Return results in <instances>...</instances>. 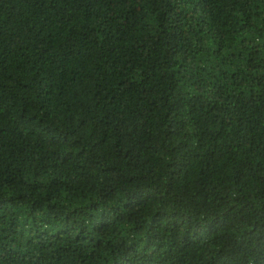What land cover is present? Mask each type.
I'll return each instance as SVG.
<instances>
[{"label":"trees","instance_id":"obj_1","mask_svg":"<svg viewBox=\"0 0 264 264\" xmlns=\"http://www.w3.org/2000/svg\"><path fill=\"white\" fill-rule=\"evenodd\" d=\"M0 264H264V0H0Z\"/></svg>","mask_w":264,"mask_h":264}]
</instances>
